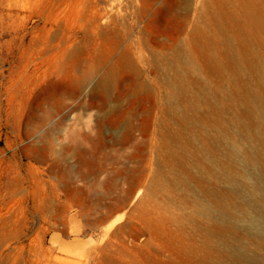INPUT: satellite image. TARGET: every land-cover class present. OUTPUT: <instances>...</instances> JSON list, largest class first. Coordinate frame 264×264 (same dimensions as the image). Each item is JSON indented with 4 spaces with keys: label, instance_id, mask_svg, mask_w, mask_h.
Instances as JSON below:
<instances>
[{
    "label": "rangeland",
    "instance_id": "obj_1",
    "mask_svg": "<svg viewBox=\"0 0 264 264\" xmlns=\"http://www.w3.org/2000/svg\"><path fill=\"white\" fill-rule=\"evenodd\" d=\"M250 2L0 0V264H264Z\"/></svg>",
    "mask_w": 264,
    "mask_h": 264
},
{
    "label": "bare ground",
    "instance_id": "obj_2",
    "mask_svg": "<svg viewBox=\"0 0 264 264\" xmlns=\"http://www.w3.org/2000/svg\"><path fill=\"white\" fill-rule=\"evenodd\" d=\"M244 8H245L244 9L245 13L248 15V19L251 21L250 24L252 28L255 30H264V0H262V2H259L257 4L256 2H250V6ZM47 9H48V5L46 4L43 5L42 13L44 14L47 11ZM100 17L102 18V16H99L97 14L95 15V23L97 21H100L101 19ZM97 28H101V25L98 24ZM108 82H109V78L107 75L104 77L102 85L107 86ZM256 181L259 184L260 188L264 189V179L256 177ZM129 197H130V193H127L124 196L123 201L125 202L126 200L129 199ZM247 216L251 228H253V230H255L258 235H264V211L261 208H256L254 213L247 212ZM4 241L6 240L4 239Z\"/></svg>",
    "mask_w": 264,
    "mask_h": 264
}]
</instances>
